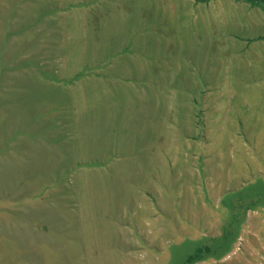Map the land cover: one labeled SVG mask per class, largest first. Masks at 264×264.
I'll return each instance as SVG.
<instances>
[{
	"label": "rangeland",
	"instance_id": "rangeland-1",
	"mask_svg": "<svg viewBox=\"0 0 264 264\" xmlns=\"http://www.w3.org/2000/svg\"><path fill=\"white\" fill-rule=\"evenodd\" d=\"M233 249L264 264V0H0V264Z\"/></svg>",
	"mask_w": 264,
	"mask_h": 264
},
{
	"label": "crops",
	"instance_id": "crops-1",
	"mask_svg": "<svg viewBox=\"0 0 264 264\" xmlns=\"http://www.w3.org/2000/svg\"><path fill=\"white\" fill-rule=\"evenodd\" d=\"M258 87H260V86H258ZM257 87V88H258ZM259 93V92H258ZM252 98H253V100L254 101H257V103L258 102H260V96L259 95H255V94H253L252 96H251ZM240 103H241V105H246V104H248L247 102H246V100H245V98H242V95L240 96ZM229 100H230V96H229ZM232 209V208H231ZM251 209V208H250ZM234 228H233V230L231 231V232H233V234L231 235V237H233V242L235 241H237V239H235L234 240V238H236V237H241L242 239H243V235H244V233L240 236V228H239V224H237V225H235V226H233ZM230 232V231H229ZM231 233H229V235H230ZM241 239V240H242ZM195 243V245H196V242H194ZM184 244H191V243H184ZM184 244L181 242L180 244H178V246L176 247V248H182L183 246H184ZM229 250V249H228ZM227 250V251H228ZM238 252L236 251V250H232L231 252H230V254L229 255H227V259L229 258V264H235L234 263V261H235V258H234V256H238ZM219 256L220 257H222V256H224V252H221L220 254H219ZM228 261V260H227ZM167 262L168 263H165V264H174L175 262H169L168 260H167ZM182 264V263H181Z\"/></svg>",
	"mask_w": 264,
	"mask_h": 264
}]
</instances>
